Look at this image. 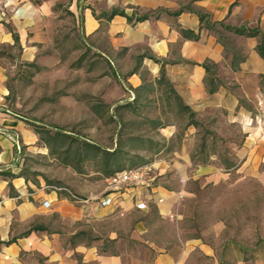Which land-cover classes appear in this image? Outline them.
<instances>
[{
	"label": "crops",
	"instance_id": "1",
	"mask_svg": "<svg viewBox=\"0 0 264 264\" xmlns=\"http://www.w3.org/2000/svg\"><path fill=\"white\" fill-rule=\"evenodd\" d=\"M59 6L71 14L90 50L80 69L87 95L112 107L127 100L138 108L142 98L154 99L152 94H159L162 109L176 101L183 129L168 123L158 132L179 138L172 154L189 164L193 148L200 149L198 138L215 136L216 128L227 132L224 138H241L227 142L234 146L232 159L264 161V60L257 50L264 0H0V48H19L21 62L34 61L40 47L54 45ZM8 72L0 57V264H196L199 257L215 263L210 237L224 226L212 221L207 229L199 227L198 188L175 191L152 183L162 171L154 164L153 177L117 193L116 203L104 209L18 177L24 147L37 148L39 136L7 105ZM122 87L126 99L117 97ZM234 129L239 131L232 134ZM205 159L208 163L192 170L200 189L219 170L209 163L217 160L215 153ZM101 211L127 217L155 212L172 229L151 240L147 224L138 220L125 237L111 231L110 247L101 236L89 243L83 231ZM227 251L231 258L232 248ZM233 256L235 264H245L241 253Z\"/></svg>",
	"mask_w": 264,
	"mask_h": 264
},
{
	"label": "rangeland",
	"instance_id": "2",
	"mask_svg": "<svg viewBox=\"0 0 264 264\" xmlns=\"http://www.w3.org/2000/svg\"><path fill=\"white\" fill-rule=\"evenodd\" d=\"M58 15L54 45L40 47L34 61L21 62L19 48H0V57L12 75L7 105L13 111L18 109L39 136L37 148L24 147L20 160L24 176L46 190L97 202L114 172L154 164L156 172L162 171L152 183L175 191L198 188L199 227L207 229L212 221L224 226L217 236L210 237L216 250L215 263L199 257L196 264H235L233 253H241L245 264H264V161L243 164L232 159L234 146L227 142L241 138H224L227 132L216 128L215 136L210 133L208 138H198L200 149L193 148L189 164L172 154L178 150L179 138H162L158 132L168 123L180 124L179 132L183 129L182 117L174 109L176 101L162 109L156 102L159 94H152L154 99L145 102L142 98L138 108L128 105L127 100L112 107L87 95L80 69L90 50H86L66 7L59 6ZM123 90H118L117 97H124ZM236 131L231 130L232 134ZM208 153L217 155V160L209 163L219 169L218 175L200 189L192 170L208 163ZM100 214L96 223L83 231V237L90 243L93 236H101L105 247L112 242L107 239L111 231L125 237L138 220L147 224L151 240L153 234L163 236L172 229L166 228L155 212L147 216L132 212L129 217L118 212ZM227 246L232 248L231 258Z\"/></svg>",
	"mask_w": 264,
	"mask_h": 264
},
{
	"label": "built area",
	"instance_id": "3",
	"mask_svg": "<svg viewBox=\"0 0 264 264\" xmlns=\"http://www.w3.org/2000/svg\"><path fill=\"white\" fill-rule=\"evenodd\" d=\"M151 171L152 167L147 165L114 172L107 178L106 192L97 200L98 206L102 209L112 206L116 203L117 198L115 195L117 193L124 192L131 186L143 185ZM71 197L75 201H81L73 195ZM159 202L161 203L162 200H159ZM136 207L140 210L145 208L143 204H138Z\"/></svg>",
	"mask_w": 264,
	"mask_h": 264
},
{
	"label": "trees",
	"instance_id": "4",
	"mask_svg": "<svg viewBox=\"0 0 264 264\" xmlns=\"http://www.w3.org/2000/svg\"><path fill=\"white\" fill-rule=\"evenodd\" d=\"M231 31H234V33H236V34L250 36V37H255V36H258L259 35V32L256 31V30L231 29ZM257 50H258L260 56L264 60V34H261V43L257 46ZM4 175L10 176V177H15V175L10 174V173L4 174ZM18 177H24L26 180H28V178H26L24 176V174L22 173V171L19 172Z\"/></svg>",
	"mask_w": 264,
	"mask_h": 264
}]
</instances>
